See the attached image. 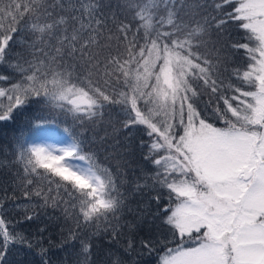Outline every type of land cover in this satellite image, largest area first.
I'll return each instance as SVG.
<instances>
[{"label": "snow or ice", "instance_id": "obj_1", "mask_svg": "<svg viewBox=\"0 0 264 264\" xmlns=\"http://www.w3.org/2000/svg\"><path fill=\"white\" fill-rule=\"evenodd\" d=\"M190 3L192 7L189 0H126L135 31L132 22L124 21L115 26V36L109 30L105 39L114 38L116 47L113 51L109 44L101 59L92 47H103L104 10L111 8L103 0H0V63H9L10 74L20 75L11 89H0L8 102L0 107V122L12 120L13 112L32 99L81 127L94 125L106 106L120 104L126 112L124 134L131 138L142 130L148 137L147 145L143 137L140 143L147 147L143 160L155 166V182L149 188L137 180L128 189L118 173L96 162L97 154L85 147L86 132L68 133L60 146L27 145L22 135L13 136L12 160L0 168L11 164L16 174L9 173L10 181H19L26 199L39 197L42 207L60 209L66 222L73 221L64 242L80 241L84 264L91 255L89 229L111 226L112 238L118 239L129 193L146 191L149 206L137 212L152 216L154 202L153 222L159 220V228L170 234L141 240L148 253L163 243L160 264H264V0ZM186 8L188 14L182 15ZM25 16L31 22L26 21L29 33L11 63L9 53ZM233 24L243 33L238 40L229 31ZM210 43L216 63L201 52ZM240 50L245 70L234 69L228 79L239 83L225 85L221 64ZM8 78L0 75V80ZM245 84L255 91L245 90ZM117 85L125 90L118 91ZM201 89L221 93L217 99L223 107L214 110V118L223 126L208 122L197 110ZM222 89L232 94L224 95ZM161 190L170 204L161 206ZM4 199L0 264H9L10 246L32 248L33 241L8 230ZM188 241L192 244L185 247ZM125 243L134 248V239ZM36 246L42 254L47 251Z\"/></svg>", "mask_w": 264, "mask_h": 264}, {"label": "trees", "instance_id": "obj_2", "mask_svg": "<svg viewBox=\"0 0 264 264\" xmlns=\"http://www.w3.org/2000/svg\"><path fill=\"white\" fill-rule=\"evenodd\" d=\"M64 2L68 4L69 0H64ZM203 2L204 0H201V3ZM208 2L212 3V0H208ZM233 2L235 3L236 1L233 0ZM71 3H75V0H71ZM103 3L111 5L110 9L105 8L104 10L106 19L102 23L106 26L103 27V35L99 38L103 47H92V52L100 54L101 59L108 54L109 44L113 51L116 47L114 38L110 42L105 39L109 35V30L115 36V26L124 21L132 22L133 31H135V21H133L132 12L127 7H124L126 0H103ZM118 4L121 7L118 8ZM192 6L189 0V7ZM187 14L188 8L185 9L182 15ZM26 21L30 25L31 22L28 21L27 16L18 25L20 31L16 38L17 43L13 45L12 51L9 53L13 58L11 63L16 62V58L19 57L24 44L23 37L29 33ZM229 31L234 40L240 39L243 35L242 31L235 27L234 24L229 27ZM139 34H142V30ZM201 52L203 55L209 56L213 63H216L217 52L213 50L211 43L206 49H201ZM220 55L223 57L224 54ZM245 62L244 50L227 56V63L221 64L222 74L220 76L225 81V85L228 83H239L234 77L229 80L228 76L238 67L241 72L245 70ZM10 73L9 63H0V75L9 77L8 79L0 80V89H11V85L19 81V73ZM252 88L247 84L244 85L245 90H252ZM117 90L124 91L125 89L117 85ZM221 92L229 96L232 94L231 91L225 92L223 89ZM220 94H213L210 91L201 89L196 105L201 115L208 122L218 127L223 123L214 118V110L217 107H223V101L217 99ZM0 101H3L0 107H5L8 103L6 97H0ZM233 103L235 104L236 102L233 101ZM125 116L126 112L122 111V105H108L104 109L103 116L98 118L94 125L89 122L87 127H81L74 123L70 116L62 115L59 110H51L44 104H37L34 99L29 100L13 112L12 120L0 122V163L8 164L12 160V153L15 149L14 135H22L28 145L30 139L41 128L56 129L67 135L70 132H75L78 135L86 132L85 147L97 154L96 162L98 164L112 169L121 176L125 188L134 189V182L137 180L141 184L147 183L149 188H151L155 182L156 170L154 165L143 160L147 147H141L140 143L141 137H143L144 145H147L148 137L144 135L142 130L134 132L131 138L126 136L122 127ZM16 129L20 131H14ZM177 131L182 133V128H178ZM10 142H12L11 148L9 147ZM10 172L11 175L16 174L11 164H9L8 169L0 168V198H5L4 203L7 208L4 219L8 222L7 228L9 231L15 229L18 232H23L33 241V247L28 248L20 244L10 246L9 255L6 258L9 264H43V260H46L47 264H84V256L80 251V241L64 242V236L67 235V227L72 225L73 221L69 218L66 222L60 209L42 207L43 202L39 197L33 196L31 199H26L23 195V189L18 186L19 181H10ZM43 186H47L46 182ZM158 190L160 189L158 188ZM161 191L164 192L161 197V206L170 204L166 190ZM52 195H55V191H53ZM150 199L151 197H148L147 191L143 195L129 193V210L122 212L119 218L118 228L121 235L118 239L112 238L111 226L107 230L104 229L103 224L100 225L99 230L89 229L91 255L88 258V264H116L117 261L120 264H158L160 256L166 251L163 243L157 244L153 251L148 253L146 249L142 248L141 240L149 236L162 240L163 235L168 234L170 237V234L167 233L166 229L162 230L159 228V220L153 222V216L157 214L155 211L157 206L154 202L151 203V208L154 210L152 216L145 218L137 212L138 208H147ZM27 215H31L33 219H25ZM128 239H134V248L131 250L127 248L125 243ZM37 243L47 251L42 254L40 248L36 246ZM74 244L75 246H73ZM189 244H192V242L188 241L185 247L189 246ZM169 246L176 247V244H169Z\"/></svg>", "mask_w": 264, "mask_h": 264}, {"label": "rangeland", "instance_id": "obj_3", "mask_svg": "<svg viewBox=\"0 0 264 264\" xmlns=\"http://www.w3.org/2000/svg\"><path fill=\"white\" fill-rule=\"evenodd\" d=\"M236 1V0H234ZM252 91H255V88H252ZM250 99V98H249ZM223 126V124L220 125V127ZM68 135L64 132H60L59 130L52 129V128H41L37 134L30 139L28 142V145H56L60 146V141L65 139ZM165 254V253H164ZM162 254L161 256H163ZM160 256V257H161ZM158 264H160V260L158 261Z\"/></svg>", "mask_w": 264, "mask_h": 264}]
</instances>
